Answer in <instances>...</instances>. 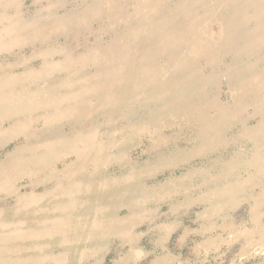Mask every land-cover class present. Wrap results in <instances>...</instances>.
Segmentation results:
<instances>
[{"label": "rangeland", "instance_id": "rangeland-1", "mask_svg": "<svg viewBox=\"0 0 264 264\" xmlns=\"http://www.w3.org/2000/svg\"><path fill=\"white\" fill-rule=\"evenodd\" d=\"M0 264H264V0H0Z\"/></svg>", "mask_w": 264, "mask_h": 264}]
</instances>
